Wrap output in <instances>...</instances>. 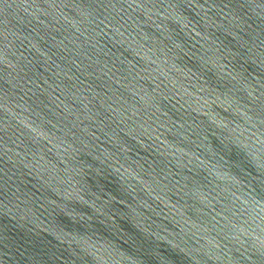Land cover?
Instances as JSON below:
<instances>
[{
	"label": "water",
	"instance_id": "obj_1",
	"mask_svg": "<svg viewBox=\"0 0 264 264\" xmlns=\"http://www.w3.org/2000/svg\"><path fill=\"white\" fill-rule=\"evenodd\" d=\"M0 264H264V0H0Z\"/></svg>",
	"mask_w": 264,
	"mask_h": 264
}]
</instances>
